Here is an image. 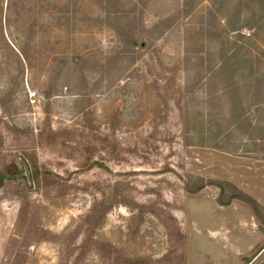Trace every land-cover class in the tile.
I'll return each instance as SVG.
<instances>
[{"label":"rangeland","instance_id":"obj_1","mask_svg":"<svg viewBox=\"0 0 264 264\" xmlns=\"http://www.w3.org/2000/svg\"><path fill=\"white\" fill-rule=\"evenodd\" d=\"M247 2L0 0V264H264L245 203L184 187L226 180L264 206Z\"/></svg>","mask_w":264,"mask_h":264},{"label":"trees","instance_id":"obj_2","mask_svg":"<svg viewBox=\"0 0 264 264\" xmlns=\"http://www.w3.org/2000/svg\"><path fill=\"white\" fill-rule=\"evenodd\" d=\"M247 1L239 0V4L237 6V8H239L238 13H240L242 8L244 7L243 3L246 2L248 3L249 7L259 5L261 8H264V0H247ZM122 34L123 36H125L127 42L130 45L132 46L135 45L138 36L129 35L126 32ZM208 185L216 186L217 188H219V195L217 197V202L219 204L229 205L234 200H239L245 203L252 210V212L257 217L261 226H264V206H262L256 199H254L252 196H250L248 193L240 189L237 185H235L232 182L226 180L205 179L204 177L201 176L187 174L184 187L187 192L191 194H195L200 192L203 188H205ZM257 254H258L257 251L251 254L250 257L246 259L245 264H252V260Z\"/></svg>","mask_w":264,"mask_h":264}]
</instances>
